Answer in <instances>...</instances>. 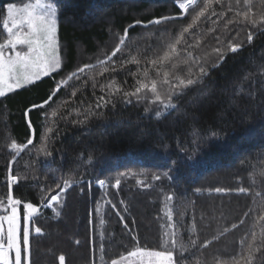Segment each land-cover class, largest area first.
<instances>
[{
	"label": "trees",
	"instance_id": "1",
	"mask_svg": "<svg viewBox=\"0 0 264 264\" xmlns=\"http://www.w3.org/2000/svg\"><path fill=\"white\" fill-rule=\"evenodd\" d=\"M26 1L30 0H23ZM53 1L59 4L57 35L65 57V74L79 65L95 63L98 56L113 47L116 34L135 20L146 23L154 18L177 15L179 11L173 0ZM11 3L18 4L21 0H0V22L5 7ZM188 19L152 25L149 29L140 26L130 29L132 46L155 42L163 35L157 30L164 27L170 33L177 32ZM246 36L247 31L241 32L238 39L243 41L242 47L236 53L227 52L223 63L211 68L202 82L189 86L181 96L173 97L175 110L165 112L158 102L152 104L133 97L129 104L118 101L114 109L109 105L96 110L103 115L92 116L83 125L73 123L82 120L83 115L72 111L67 121H60L58 129L49 134L54 137L47 145L52 151L51 157L37 155L48 126L41 113L56 108L61 114L70 109H80L82 113L86 105L62 106V101L79 86L75 99L94 103L92 82L84 86L79 81L69 82L50 105L33 109L27 116L25 112L32 104L41 103L50 94L54 83L51 79L45 78L0 97V196L7 192L11 140L24 144L30 137L33 145L17 157L12 165L13 173L30 177L46 172L50 178L55 176L61 183L69 180L73 185L57 209L59 216L44 210L38 219L45 235L32 239L34 264H59L61 254L65 256V264H101V244L104 260L110 262L134 246L131 234L138 235L142 245L159 248L163 233L160 224L165 221L156 217L162 216L164 196L170 191L178 195L172 202L174 212L184 213L182 233L186 243V229L193 215L196 234L203 241L238 222L253 206L255 192L264 193V177L256 175L252 168V165L264 168V163L257 164L258 159H264V32L256 33L251 43ZM2 39L0 35V42ZM207 40H211V35ZM211 46L202 45L196 51L202 55L210 52ZM127 68L136 70L135 65ZM125 71L111 76L117 84L129 87L134 81ZM97 79L105 81V77ZM125 79L128 85H123ZM100 94L97 88L96 95ZM158 110L161 111L159 117L155 115ZM29 121L32 128L28 126ZM172 160L182 161L171 173L173 179L152 180V176L169 167ZM98 179L107 181L104 188L95 183ZM116 179L121 181L119 190L113 187ZM82 181H92L91 191ZM138 181L151 186L143 188ZM43 183L45 181L21 179L19 185L13 186L14 194L22 193L26 200L39 204L43 194L37 185ZM241 186L249 188V193L235 191ZM217 187L233 191L217 193L214 191ZM105 198H111L118 207L120 201H124L125 222L131 233L123 228L119 217L104 202ZM96 201H100L98 214L93 213ZM174 219H178V215ZM251 223V218H246L245 225L203 249L200 254L203 264H228V258L238 252L239 240L249 232ZM76 240L80 243L76 244Z\"/></svg>",
	"mask_w": 264,
	"mask_h": 264
},
{
	"label": "snow or ice",
	"instance_id": "2",
	"mask_svg": "<svg viewBox=\"0 0 264 264\" xmlns=\"http://www.w3.org/2000/svg\"><path fill=\"white\" fill-rule=\"evenodd\" d=\"M173 2L179 10L177 15L154 18L146 23L135 20L125 27L122 33L116 34L113 47L102 56H98L95 63L79 65L67 74L64 72L65 57L57 35L58 2L21 0L19 4L11 3L6 7V15H3L0 22L2 23L0 35L3 36L0 42V97L34 85L45 78L51 79L54 83L50 94L41 103L32 104L25 112L27 116L33 109H44L50 105L61 90L68 87L69 82L79 81L81 86L92 82L94 103L75 99L79 86L62 101V106L70 103L86 105L82 113L80 109H70L61 114L59 108L41 113L48 121V126L41 138V146L37 149L38 156H52V151L48 150L47 145L54 137L49 134L58 129L60 121H67L72 111L83 115L82 120L73 123L83 125L92 116L103 115L96 110L105 109L109 105L114 109L118 101L129 104L133 97L137 101L148 100L152 104L158 102L160 109L165 112L175 110L177 105L173 102V97L181 96L189 86L202 82L211 68L219 67L223 63L227 52L236 53L242 47L243 41L238 39L241 32L247 31L248 43L252 42L256 33L264 32V0H173ZM185 17L189 18L188 22L177 32L170 33L164 27L157 30L163 35L155 42L144 45L137 43L135 47L132 46L130 29L137 26L149 29L152 25H164L168 21L183 20ZM252 29H255V32ZM209 35L210 41L207 40ZM209 44L212 45L210 52L205 51L202 55L197 53L196 50L202 45L207 48ZM128 65H135L136 70L127 68ZM118 71H125V75L131 76L134 83L129 87L117 84L111 74ZM97 77H105V81L101 82ZM123 85H128L127 79L123 81ZM97 88L100 95H96ZM155 115L159 117L161 111H156ZM28 126L32 128L31 121L28 122ZM29 145H33L31 137L24 144L11 140L8 146L11 158L7 165V192L0 196V264H34L32 239L34 236L45 235L38 224V219L44 214V210H51L53 214L59 216L60 212L57 209L62 205L67 190L73 186L69 180H63L61 183L55 176L50 178L46 172L34 173L30 177L14 174L12 165ZM181 162L172 160L170 166L154 174L152 180L159 181L164 178L172 180L171 173ZM89 163H92L91 160ZM262 163L264 159L257 160V164ZM252 168L256 175L264 177V168L258 169L256 165H252ZM29 178L45 181L37 185L43 194L39 204L26 200L22 193L14 194L13 186L19 185L21 179ZM82 183H86L88 190L91 191L92 181ZM95 183L102 189L107 181L98 179ZM138 183L143 188L151 186L143 181ZM120 184V179H116L113 187L119 190ZM81 191L83 192V189ZM214 191L221 193L233 190L217 187ZM235 191L247 194L250 189L241 186ZM257 197L259 199H256ZM177 199L175 191L165 194L162 216L156 217L157 220L163 218L165 221L160 224L163 233L159 248L142 245L138 235L131 234L130 241L134 242V246L112 258L110 262L104 260V246L101 244L99 247L101 264H193V262L203 264L200 255L202 250L207 249L231 230L245 225L246 218L249 217L252 220L251 228L239 240V250L228 258V264H264V193L256 191L253 206L243 213L238 222L220 229L211 239L200 240L196 234V217L193 215L191 224L186 229L187 243L182 233L185 229L184 213H175L172 206V202ZM104 202L119 217L123 228L131 233L129 224L125 222L124 213L127 212V206L124 201H120L119 207L111 198H105ZM95 204L93 213L98 214L100 201H96ZM177 215L178 219H174ZM75 243L79 244L80 241L76 240ZM58 260L59 264H65L63 254L59 255Z\"/></svg>",
	"mask_w": 264,
	"mask_h": 264
},
{
	"label": "rangeland",
	"instance_id": "3",
	"mask_svg": "<svg viewBox=\"0 0 264 264\" xmlns=\"http://www.w3.org/2000/svg\"><path fill=\"white\" fill-rule=\"evenodd\" d=\"M26 2H30V1H26ZM53 2H54V1H53ZM18 4H19V3H18ZM8 5H9V4H8ZM8 5H7V6H8ZM7 6H6V7H7ZM6 7H5V15H6Z\"/></svg>",
	"mask_w": 264,
	"mask_h": 264
}]
</instances>
